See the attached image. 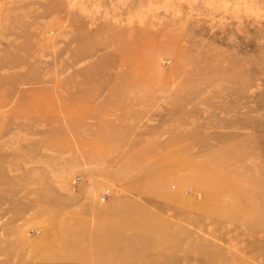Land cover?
I'll use <instances>...</instances> for the list:
<instances>
[{"label": "rangeland", "instance_id": "obj_1", "mask_svg": "<svg viewBox=\"0 0 264 264\" xmlns=\"http://www.w3.org/2000/svg\"><path fill=\"white\" fill-rule=\"evenodd\" d=\"M0 264H264V0H0Z\"/></svg>", "mask_w": 264, "mask_h": 264}]
</instances>
